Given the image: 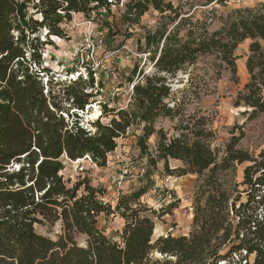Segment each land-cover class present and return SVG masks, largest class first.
Masks as SVG:
<instances>
[{"label":"trees","instance_id":"trees-1","mask_svg":"<svg viewBox=\"0 0 264 264\" xmlns=\"http://www.w3.org/2000/svg\"><path fill=\"white\" fill-rule=\"evenodd\" d=\"M120 1L0 0V264H231L234 258L237 264H264V214H258L264 212V195L255 194L264 190V152L254 157L239 149L241 137L235 136L223 150L214 147V120L188 110L195 101L186 97L189 82L184 89L172 86L180 74L196 88L197 82L216 84L227 72L236 79V51L250 40L249 82L236 106L248 109V120L264 114V2L218 14L215 6L225 0H207L192 10L167 0H130L124 23L138 24L150 10L160 14L141 45L151 73H139L126 108L104 107L99 119L86 122L85 110L94 108L97 96L93 71L55 80L42 55L52 45L50 37L68 39L62 26L74 14L91 18ZM106 116L112 118L103 124ZM166 119L174 123L172 136L157 129ZM139 126L142 153L157 136L150 168L163 163L170 176L197 177L188 235L153 239L156 213L141 202L147 188L121 195L113 208L88 180L70 186L62 175L63 157L73 162L89 157L94 166L105 167L117 141ZM171 160L183 167L171 170ZM243 164L244 178L237 183ZM101 215L121 217L122 230L107 236L98 227ZM56 224L61 229L56 240L36 231L38 225ZM77 235L87 237L86 245L77 243Z\"/></svg>","mask_w":264,"mask_h":264},{"label":"rangeland","instance_id":"rangeland-1","mask_svg":"<svg viewBox=\"0 0 264 264\" xmlns=\"http://www.w3.org/2000/svg\"><path fill=\"white\" fill-rule=\"evenodd\" d=\"M130 0H126L125 4ZM172 2L175 7H182L184 10L199 8L207 0H167ZM264 0H225L223 5H216L218 14H226L232 10L244 7L255 6ZM202 9V8H201ZM124 6H116L109 16L100 23L96 13L92 15L94 22H98L97 29L103 30L105 34V47L97 54L98 60H104L107 53L120 50L127 46L131 51L142 55L143 37L147 29L156 27L160 22V14L150 10L140 20L138 24L124 23ZM38 19L40 17H37ZM88 18L82 14L73 15L69 23L62 27L68 39L50 37L52 45H48L44 50L43 64L53 67V70L61 77L67 76L70 70L76 68V72L86 75L76 62L77 53L84 43L85 26L84 21ZM219 23H215L213 28H218ZM142 43V44H141ZM251 41L247 40L241 44L236 51L237 57V78L233 79L230 73H224L221 80L216 84L209 83L203 86L197 82V87H191L188 75L180 74L173 81V89H184V84L188 81L186 97L195 98L194 103L188 106V110L194 112L201 110L214 120L213 128L217 133L214 147L224 149L232 137H241L238 145L239 149L247 151L250 155L258 157L264 152V114L256 119L248 120L244 114V106L237 107L236 104L244 86L249 82V75L246 71V62L250 55L249 46ZM61 53V55H60ZM99 71L100 85L109 90V96L102 98L96 96L91 102L94 108L85 110L84 121H91L96 111L103 114V109H122L126 108L130 102L129 97L132 93L130 80H134L143 74L151 73L152 65L145 57H123L117 64L104 63ZM116 67L119 70L118 79L113 82L109 78V71ZM137 68V75L133 71ZM208 89V90H207ZM209 91V92H207ZM195 93V95H194ZM197 94V95H196ZM178 98H182L180 94ZM95 101V102H94ZM101 102L100 105L97 102ZM100 106V107H99ZM112 116L101 118L103 124H108ZM95 121V120H93ZM174 123L170 120H159L156 124L157 129L163 128L173 135ZM94 129V128H93ZM142 135V126L131 128L124 138L117 141L118 146L115 152L108 156L105 167L91 166L86 162H73L66 157L62 158L65 169L62 173L65 180L70 181V186L76 181L84 179L101 192V200L116 206L121 195L130 194L142 188H147V193L142 197L141 202L148 208L155 211L156 216H152L155 223L153 239L161 236L173 234L174 237L188 235L191 231L193 219L194 193L197 186V177L191 174L179 177V174L168 175L164 170L163 163H159L157 168H150L148 154H154L157 143V136H152L148 141V153L141 152L138 145V137ZM247 164L237 167L235 181L241 183L244 178V169ZM171 170L183 167L179 161L169 162ZM83 168V171L81 169ZM144 170V172H143ZM239 191L246 190L245 187H238ZM234 197L238 195L237 190L231 189ZM262 198L264 190L255 192ZM243 202H246L247 193L242 194ZM259 199V198H258ZM260 217L264 212L258 210ZM124 224V220L119 216L101 215L98 219V227L105 231L107 236H112L118 232V228ZM38 234L56 240L60 234V224L52 227L49 225L36 226ZM87 237L77 235L76 241L79 245H86ZM253 262V257H251ZM238 259L234 258L231 264H237ZM228 264V263H227Z\"/></svg>","mask_w":264,"mask_h":264},{"label":"built area","instance_id":"built-area-1","mask_svg":"<svg viewBox=\"0 0 264 264\" xmlns=\"http://www.w3.org/2000/svg\"><path fill=\"white\" fill-rule=\"evenodd\" d=\"M125 1L126 0H121L120 3H111V7L109 8V10H101L97 16L100 17L99 18V22L102 23L106 16H109V12L112 13L113 9L116 8V6L120 5V6H124L125 7ZM76 15V14H74ZM92 18V17H91ZM88 18L87 20L84 21L83 25L85 26V32H84V38L83 41L84 43L81 45V49L79 50V52L77 53V59L76 62L78 63V65L81 67L82 70H87L90 69L91 71H93L94 73V79H95V93L98 97L102 98L103 96H109V90H107L103 85H100L99 81H100V77H99V71L101 68H103L104 66H102L103 62L104 63H113V64H117L121 58L127 56L130 58H136V57H145L147 59V54H142L139 55L134 51H131L127 46L122 47L120 50L117 51H113L110 53H107L104 57V60H98L97 59V54L105 47L106 44V39H105V34L103 32V30L101 29H97V24L98 22H94L93 19ZM43 56H45L43 54ZM45 67L49 68L48 65L43 64ZM51 69V68H49ZM76 68H73L70 70L69 75L70 77H73L74 75H78V74H83L80 72H76L75 71ZM52 74L56 75L57 79H61L66 77L65 75H63L62 77L60 75H58V73L56 71H54L53 69H51ZM109 78L111 81L115 82L118 77H119V70L116 67L111 68V70L109 71ZM48 80V78L44 79V82L46 83ZM138 81V78L135 79V81L133 83H131V90L133 91V87L134 84ZM131 96L132 93L129 97V101H131ZM82 127L86 130H88L90 127L87 125L82 124ZM82 162H86L88 164H90L91 166H94L91 163V160L89 157H86L84 159H82ZM81 171H83V168L81 169ZM144 172V170H143ZM104 202V201H103ZM106 204V202H104ZM246 252L243 251V256H246ZM249 262L251 263V258L249 259ZM247 261L245 260L243 262V264H246ZM219 264H227L226 262H221Z\"/></svg>","mask_w":264,"mask_h":264},{"label":"bare ground","instance_id":"bare-ground-1","mask_svg":"<svg viewBox=\"0 0 264 264\" xmlns=\"http://www.w3.org/2000/svg\"><path fill=\"white\" fill-rule=\"evenodd\" d=\"M101 117V112L100 111H96V113L92 116V118L94 119V120H96V119H99ZM80 162V161H79ZM63 173V172H62Z\"/></svg>","mask_w":264,"mask_h":264},{"label":"crops","instance_id":"crops-1","mask_svg":"<svg viewBox=\"0 0 264 264\" xmlns=\"http://www.w3.org/2000/svg\"><path fill=\"white\" fill-rule=\"evenodd\" d=\"M78 15H80V14H78ZM60 55H61V53H60ZM50 68L53 69V67H50ZM81 161H82V160H81ZM123 225H124V224H121V225L119 226L118 231H121V230H122ZM172 236H174V235L172 234Z\"/></svg>","mask_w":264,"mask_h":264}]
</instances>
